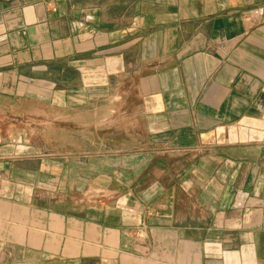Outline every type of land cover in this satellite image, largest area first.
<instances>
[{
	"label": "crops",
	"instance_id": "1",
	"mask_svg": "<svg viewBox=\"0 0 264 264\" xmlns=\"http://www.w3.org/2000/svg\"><path fill=\"white\" fill-rule=\"evenodd\" d=\"M0 264H264V0H0Z\"/></svg>",
	"mask_w": 264,
	"mask_h": 264
},
{
	"label": "rangeland",
	"instance_id": "2",
	"mask_svg": "<svg viewBox=\"0 0 264 264\" xmlns=\"http://www.w3.org/2000/svg\"><path fill=\"white\" fill-rule=\"evenodd\" d=\"M49 112V111H48ZM109 110H107V115L109 116ZM51 116V115H45L43 113L42 116H38L33 120V122L30 125H20L17 126V129H19L20 132L23 134H28L32 137L30 140V144H32V148H37L38 152H49L51 150H61V145L63 143H70V149L77 148V145L83 142L78 141H70V142H63L61 140L62 138V124L61 119L54 118V124H51L52 119L46 120L45 118ZM74 128H77L78 126H73ZM103 127H106V125H103ZM108 127V126H107ZM54 136L53 140H49L50 136ZM87 147H93V144L90 146V143ZM96 143H101V146H97V148H101L102 150H108V147L116 144L115 142H109V141H97ZM122 142H119L120 144ZM21 144V143H19ZM23 145H25V142H22ZM24 150V147H20ZM75 150V149H74ZM71 162H75L77 160V157H71ZM73 160V161H72ZM88 173L83 172L80 170L77 165L71 166V172L69 174V182H70V201L71 206H76L78 204H83L84 202H93L99 200L101 197L104 196V194L100 193V191L94 190V189H88V187L77 189L75 187H83V183L86 177H88ZM60 176V175H59ZM58 175H54L55 182L57 181ZM32 180L34 179V176L31 177ZM37 180L45 179L44 175H37ZM61 183V179L59 180ZM103 195V196H102Z\"/></svg>",
	"mask_w": 264,
	"mask_h": 264
}]
</instances>
